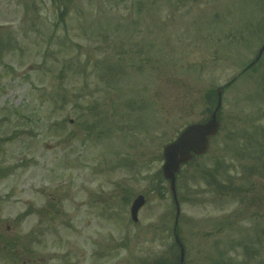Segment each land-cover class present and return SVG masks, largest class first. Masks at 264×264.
Returning <instances> with one entry per match:
<instances>
[{"label":"rangeland","instance_id":"374dc122","mask_svg":"<svg viewBox=\"0 0 264 264\" xmlns=\"http://www.w3.org/2000/svg\"><path fill=\"white\" fill-rule=\"evenodd\" d=\"M263 45L264 0H0V264H264Z\"/></svg>","mask_w":264,"mask_h":264},{"label":"water","instance_id":"95a60500","mask_svg":"<svg viewBox=\"0 0 264 264\" xmlns=\"http://www.w3.org/2000/svg\"><path fill=\"white\" fill-rule=\"evenodd\" d=\"M264 47L260 50L262 53ZM218 104L211 114L210 118L204 123H193L185 127L175 140L167 143L163 149L164 163L162 172L165 179L170 182V190L176 199L175 174L179 171L180 166L188 162L193 155H201L208 148V140L217 133L219 122L217 112L221 105V88L218 90ZM145 202L143 195H138L132 202L130 214L133 221L138 220V211ZM184 259V249L181 246L180 264Z\"/></svg>","mask_w":264,"mask_h":264},{"label":"trees","instance_id":"16d2710c","mask_svg":"<svg viewBox=\"0 0 264 264\" xmlns=\"http://www.w3.org/2000/svg\"><path fill=\"white\" fill-rule=\"evenodd\" d=\"M232 264V263H231Z\"/></svg>","mask_w":264,"mask_h":264}]
</instances>
